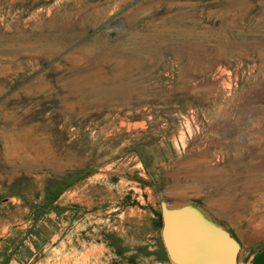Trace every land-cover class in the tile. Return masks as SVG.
<instances>
[{"label":"rangeland","instance_id":"obj_1","mask_svg":"<svg viewBox=\"0 0 264 264\" xmlns=\"http://www.w3.org/2000/svg\"><path fill=\"white\" fill-rule=\"evenodd\" d=\"M163 210L264 247V0H0V264H176Z\"/></svg>","mask_w":264,"mask_h":264},{"label":"water","instance_id":"obj_2","mask_svg":"<svg viewBox=\"0 0 264 264\" xmlns=\"http://www.w3.org/2000/svg\"><path fill=\"white\" fill-rule=\"evenodd\" d=\"M162 239L176 264H236L238 245L188 212L162 211Z\"/></svg>","mask_w":264,"mask_h":264},{"label":"crops","instance_id":"obj_3","mask_svg":"<svg viewBox=\"0 0 264 264\" xmlns=\"http://www.w3.org/2000/svg\"><path fill=\"white\" fill-rule=\"evenodd\" d=\"M249 264H264V247L252 253L248 259Z\"/></svg>","mask_w":264,"mask_h":264},{"label":"built area","instance_id":"obj_4","mask_svg":"<svg viewBox=\"0 0 264 264\" xmlns=\"http://www.w3.org/2000/svg\"><path fill=\"white\" fill-rule=\"evenodd\" d=\"M236 264H249V263H248V260L245 261L241 259V260H237Z\"/></svg>","mask_w":264,"mask_h":264},{"label":"bare ground","instance_id":"obj_5","mask_svg":"<svg viewBox=\"0 0 264 264\" xmlns=\"http://www.w3.org/2000/svg\"><path fill=\"white\" fill-rule=\"evenodd\" d=\"M248 7V6H247ZM147 23V22H146ZM201 24V23H200ZM147 26V25H146ZM171 30V29H170ZM149 31V30H148ZM185 31V30H184ZM188 31V30H187ZM211 31V30H210ZM174 32V31H173ZM175 33V32H174ZM191 39V38H190ZM207 39V38H206ZM55 43V42H54ZM206 47V46H205ZM260 47V46H259ZM225 48V47H224ZM196 49V48H195ZM15 50V49H14ZM263 51V50H262ZM263 57V56H262ZM191 59V58H190ZM196 63V62H195ZM103 65V64H102ZM193 65V64H192ZM115 69V68H114ZM81 77V76H80ZM143 83V82H142ZM128 84V83H127ZM144 88V87H143ZM131 93V92H130ZM93 101V100H92ZM230 177V176H229Z\"/></svg>","mask_w":264,"mask_h":264}]
</instances>
